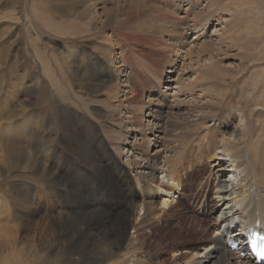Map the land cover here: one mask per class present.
Here are the masks:
<instances>
[{
	"label": "bare ground",
	"instance_id": "bare-ground-1",
	"mask_svg": "<svg viewBox=\"0 0 264 264\" xmlns=\"http://www.w3.org/2000/svg\"><path fill=\"white\" fill-rule=\"evenodd\" d=\"M156 1L169 4L167 0ZM216 1L210 0L207 4L210 17L224 12L223 8L215 7ZM218 1L226 3L228 0ZM260 2L264 3V0ZM239 5L240 0H237L235 6L238 8ZM147 6L156 14L158 12L161 24L177 20L153 4ZM74 8L68 7L65 15L72 16ZM188 13L182 18L188 19ZM195 19L193 16L192 20ZM193 29L187 28V32ZM216 29L213 27L212 35L219 33ZM255 29L257 25L250 27L248 22L232 25L218 42L213 41L218 47L214 50L217 54H225L229 50L241 53L250 45L247 52L254 51L247 56L250 61V56L257 54V48H264V41H258L259 33L252 31ZM246 31L252 32L246 35ZM142 32L137 30L129 37H122L130 42L134 57L150 55L154 59L156 49L153 48H159L158 41L152 34ZM250 34L253 37H248ZM194 35H198L195 37L197 40L200 38V32ZM247 39L255 42L251 44ZM211 46L205 45V49ZM7 55L8 52L2 53L0 58ZM100 56L95 58L98 65L92 72L77 63L70 50H67L63 61L69 71L68 79L70 77L71 82L77 84L79 92L95 96L107 94L110 102L79 101V96L72 91L70 79L66 90L60 87L59 81L67 78L60 67L56 75H47L57 94L71 89L75 96L73 101L81 102L77 105L87 112L90 102L97 103L93 105L97 108L95 116L99 125L91 124L92 120L87 116L65 111L60 112L61 123L55 127L51 126L49 119L42 121L43 117L37 114L31 118L30 111L47 101L46 87L38 82L34 87L29 86L25 93L42 98L40 104L19 101L14 106L0 105V193L12 198L19 208V215H9L7 203L0 200V235L5 237L2 244L4 261L9 264H160L156 256L147 257L141 252L142 236L149 231L151 219H158L175 205V199L182 190L184 159L195 147L197 152L204 149L208 154L207 161L217 176L212 208L217 217L211 225L212 235L201 246L173 252L174 264H252L249 256L238 254L242 246L238 252H232L229 244L232 240L241 242L246 229L264 231V163H260L259 153L264 151V145L258 151L248 126L238 128L231 124L232 118L228 119L226 114L216 121L214 116L201 117L203 109L199 108L187 117L175 119L177 113L170 111L177 110L178 106L168 104L164 105L165 109H160L154 105V100L142 102L146 87L150 88L149 92L153 90L140 66L125 55V65L121 69L110 54ZM263 56H257L258 61ZM165 58L162 55L158 61ZM8 69L13 71L11 64ZM262 71L261 80L264 77ZM212 72L207 67L200 71L197 83H210ZM153 79L155 84L164 81L160 69L154 72ZM171 81L181 84L179 78H169L168 82ZM196 84L191 87L181 85L184 90L178 92L192 94L197 91L203 97L215 92L214 85L197 89ZM237 84L239 99L246 92L252 106L251 113H258L255 119L264 121V85L259 92L260 83L251 73L241 75ZM221 106L218 103V108ZM167 121L173 130L165 129ZM58 127L64 131L60 140L50 136V129ZM146 132L148 135L144 137ZM86 169L95 172L106 187L119 194L117 205L111 211L100 208L98 198L89 197L82 182L88 176ZM36 178H39L38 184L32 186L33 183H28ZM10 182L13 185L8 190ZM47 197L53 203L58 202L62 210L52 212L43 202ZM36 201L43 202L42 207H37ZM71 201L81 204L73 206L74 211H70ZM90 204L93 206L87 208ZM13 216L17 217V224L7 225ZM257 220L260 227L254 228ZM19 232L25 233L23 241L17 237ZM18 240L20 247H16Z\"/></svg>",
	"mask_w": 264,
	"mask_h": 264
},
{
	"label": "rangeland",
	"instance_id": "rangeland-1",
	"mask_svg": "<svg viewBox=\"0 0 264 264\" xmlns=\"http://www.w3.org/2000/svg\"><path fill=\"white\" fill-rule=\"evenodd\" d=\"M64 1L0 0V57L2 53L8 52L9 54L0 58V105L2 104V107L4 104L14 106L19 101L33 103L32 105L40 104L42 98L25 93L29 86L34 87L38 82L40 86L46 87L47 96L45 98L47 101L43 102L39 106L40 108L30 111L31 118H33V114H37L39 117H43L42 121L49 119L51 126L55 127L61 123L60 112L65 111L87 116L91 118V124L99 125L100 122L95 116L97 109L95 105L101 104L103 101L110 102L109 95L95 96L91 93L83 95L75 86L77 84L71 82L69 77L72 91L74 94L76 93V96H79V101L93 99L97 102L96 104L90 102L87 105V112L77 105L81 102L73 101L75 96L71 89L69 92L62 91L57 94L54 91V83H51L47 75H56L55 72L58 73L61 68L67 78L61 79L59 85L66 90L69 71L64 64L63 57L67 55V50L76 56L77 63L80 62L88 71L90 68V72L97 68L98 63L95 58L106 55V53L110 54L113 61L118 63L117 66L123 69L124 56L126 55L132 59V62H136L140 66L139 69L144 73L153 90L149 92L150 88L146 87L143 91L142 102L148 99L154 100V105L161 107L160 109H165L168 104L178 106L177 110L170 111L177 113L174 116L175 119H180L182 116L187 117L191 111L193 113L199 108L203 109L201 117L214 116L216 121L221 120L222 115L226 114L228 119L232 118L231 124L238 128L245 129L248 126V132L258 151L264 145V121L255 119L258 113H251L252 106H250L246 92H243L242 98L239 99L240 93L237 84L241 75L251 73L254 79H258L259 92L261 91L264 77L261 80L262 78L259 76L261 70L264 72V56L261 61H258L257 56L264 54V48H257V56L255 54L250 56L249 61L247 56L254 53V51L247 52L250 45L246 46L241 53L239 50H229L225 54H217L214 49L218 47L213 43L215 40L218 42L224 31H229L232 25L243 22H248L250 27L256 24L257 29L252 31L259 33V42L264 41V3H261L260 0H240L238 8L235 6L237 0H228L226 3H220L217 0L215 7L223 8L224 12L211 15V17L207 12L209 10L207 4L210 0H167L169 4H163L156 0ZM150 4L161 8L164 12L167 11L177 20L173 23L161 24L158 12L156 14L155 10L149 9L147 6ZM68 7L70 9L75 7L72 16L65 15L64 11ZM188 11V19H183L182 17ZM193 16L196 17L195 20H192ZM213 27H216L219 33L212 35ZM187 28L194 29L187 32ZM137 30L152 34L158 41L159 48H153L156 49L154 59L150 55L134 57L130 42L124 41L122 36L129 37ZM252 31H246V35ZM165 32H169V34L166 35ZM199 32L200 38L197 40L195 37L198 35L194 34ZM248 37H253V35L250 34ZM253 39L247 40L252 44L255 42ZM242 43L244 42L242 41ZM210 44L212 46L205 49V45ZM162 55L166 57L165 60L158 61ZM90 61H93L92 64H88ZM9 64L13 71L8 69ZM159 64L160 66H158ZM206 67L210 71L213 70L212 80L210 83L207 81L198 84L196 81L198 74L200 71L203 72ZM157 68L162 71L164 76V81L161 84H155L153 79L154 72L159 71ZM56 78L55 76L54 79ZM169 78L170 80L179 78L181 84L176 85L172 81L168 82ZM195 84L197 89L212 85L216 89L215 92H210L204 97L197 91H193L192 94L178 92L182 89L181 85L191 87ZM178 87L180 88L178 89ZM214 96L217 100L214 99ZM177 102L182 103L177 105ZM217 102L222 106L218 108ZM165 129L173 130L170 122H166ZM50 131V136L57 140L64 136L62 135L64 131L60 127L52 128ZM146 135H148L147 132L144 133V137H147ZM193 150L184 159L182 167L184 172H182L183 175L181 174L182 190L180 193H182L177 200L175 199V205L158 219L152 216L154 219H151L150 229L142 236L144 242L141 252L147 257L156 256L160 264H174L173 252L201 246L202 242L212 235L211 225L217 217L216 211L212 209L215 204L214 192L217 176L214 169L210 168L212 164L207 161L208 154L204 149L201 150L202 152H197L194 147ZM110 153L113 154L112 151ZM259 153L260 163H264V151L262 153L259 151ZM85 172L88 176L82 182L86 185L89 197L98 198V206L104 208L105 211H111L117 205L119 194L106 187L91 169H86ZM38 179L30 180L28 183H33L32 186L36 185L39 182ZM16 180L21 181V179ZM13 181L14 179L11 182ZM23 182H26V179ZM12 185V183L9 185L8 190ZM12 194L10 191V196L13 197ZM48 198H45L43 202L52 212L62 210L61 206L57 204L58 202L53 203L50 198L47 200ZM0 200L3 204L7 203L9 215H19V208L12 198L9 199L5 194L0 193ZM43 202L36 201V206L42 207ZM79 204L81 203L71 201L70 211H74L73 206ZM91 206L93 205L90 204L87 208ZM257 212L259 213L260 210ZM13 217L8 223H5L9 226L17 224V217ZM24 236L25 233L22 232L17 235L22 241ZM3 239L5 237L0 235V264H9L3 259ZM20 246L22 245L18 240L16 247Z\"/></svg>",
	"mask_w": 264,
	"mask_h": 264
}]
</instances>
